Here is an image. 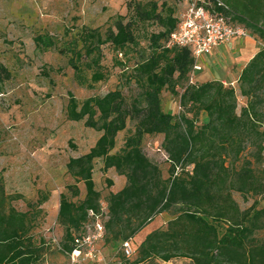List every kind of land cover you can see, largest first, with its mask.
<instances>
[{"label": "trees", "instance_id": "obj_1", "mask_svg": "<svg viewBox=\"0 0 264 264\" xmlns=\"http://www.w3.org/2000/svg\"><path fill=\"white\" fill-rule=\"evenodd\" d=\"M216 1H211L210 11L264 43V0ZM126 11V16L116 17L104 34L82 27L58 51L67 57L79 87L92 90L107 80L112 68H118L139 90L130 101L119 89L81 103L68 94L66 119L83 121L100 136L86 153L69 158L66 164L75 181L66 187L70 197L79 196V182L85 195L80 202H73L65 193L59 194L56 221L63 229L60 252L68 255L78 250L85 225L91 220L89 213H101L100 195L92 178L94 162L101 160L103 173L113 169L125 180L120 190L106 197L103 226L107 236L103 241L112 246L118 243L120 248L130 241L137 256L134 264L152 258L163 262L187 258L192 264H264V240L255 237L264 227L260 225L264 208L256 210L254 201L248 209L240 210L232 198L233 192L264 194V167L258 177L248 160L235 166L246 144L256 147L255 162L264 165V48L249 60L237 79L239 94L246 100L237 114L231 85L220 81L189 83L194 64L190 49L168 46L178 22L177 9L155 1L130 0ZM149 24L158 30L148 33ZM140 38L146 40L144 49L140 48ZM34 43L45 50L54 47L53 40L44 35L36 36ZM104 47L111 54L110 66L103 63ZM1 75L10 79L3 66L0 81ZM163 91L178 97L182 109L178 116L163 111ZM201 113L207 120L199 124ZM127 122L133 123V129L122 147L112 153L116 136L127 128ZM157 135L162 136L161 149L169 164L166 178L143 151L144 137ZM21 199L19 194L8 195L0 178V264H42L48 250L41 238L31 234L33 221L48 197L28 202L25 212L11 205ZM170 212L174 219L167 227L146 234L134 248L133 237L154 217Z\"/></svg>", "mask_w": 264, "mask_h": 264}, {"label": "rangeland", "instance_id": "obj_2", "mask_svg": "<svg viewBox=\"0 0 264 264\" xmlns=\"http://www.w3.org/2000/svg\"><path fill=\"white\" fill-rule=\"evenodd\" d=\"M130 0H0V66L10 73V79L1 75L0 81V178L3 179L8 195L19 194L21 200L11 203L17 211L28 210L27 203H34L46 195L47 201L40 206V214L33 221L31 234L35 239L41 238L48 248L42 264H134L135 254L122 258L119 244L97 241L94 249L103 262L95 258L77 257L74 261L60 252L63 229L56 221L59 194L65 193L73 202H80L85 195L84 186L77 183L79 196L71 198L67 192L68 185L75 181L66 171L69 158H76L86 153L96 142L100 133L86 128L83 121L72 122L66 119L65 108L68 94L71 93L78 103L91 96H102L107 91L119 89L127 101L139 92L137 87L128 83V76L112 68L110 75L92 90L79 87L73 80L72 70L67 64V57L58 51L67 46L76 37L82 27L98 29L102 34L111 26L118 16H126V5ZM141 2L155 1L158 5L165 3L177 9V14L186 7L185 0H135ZM149 24L146 31H157ZM38 35L50 37L54 47L48 50L36 47L34 38ZM140 48H146L145 38H140ZM251 46L252 53L261 50L254 38L244 41ZM106 66L111 65V54L103 48ZM134 61L135 57H132ZM196 78V77H195ZM193 77V81L195 79ZM239 114L246 100L240 96L237 84L234 85ZM178 92L181 90L178 88ZM162 109L166 113L178 116L182 109L178 97L167 91L161 94ZM207 120L205 113L200 114L199 124ZM198 124V125H199ZM133 123L127 122V128L118 133L112 153L118 151ZM162 136H146L143 139V151L147 158L159 166L164 178L168 175L169 164L161 149ZM256 147L246 144L240 155L242 160L252 164L255 174L262 175L264 165L255 162ZM264 155V153H262ZM264 157V156H262ZM101 160H95L92 178L95 189L100 195V223L106 220L105 200L109 192L120 190L125 180L110 169L101 171ZM107 181H111V185ZM232 198L240 210L248 209L256 202V210L264 208V194L251 196L233 192ZM173 213H162L135 237L134 248L138 247L146 234L154 230H164L168 221L174 219ZM264 225V216L261 224ZM107 233L104 229V236ZM255 237L264 240V227ZM138 264H192L187 258H175L163 262L152 258Z\"/></svg>", "mask_w": 264, "mask_h": 264}, {"label": "built area", "instance_id": "obj_3", "mask_svg": "<svg viewBox=\"0 0 264 264\" xmlns=\"http://www.w3.org/2000/svg\"><path fill=\"white\" fill-rule=\"evenodd\" d=\"M211 1L216 0H185L186 7L176 15L177 26L168 41V46L190 49L194 59L189 79L190 84L193 83L195 74L201 70L198 65L201 56L209 54L213 48L225 45L233 39L250 37L242 26L233 25L210 11ZM259 44L261 48H264V43ZM100 215L101 213L96 216L92 212L89 213L91 220L85 225V232L80 241L79 249L68 254L72 261L82 256L83 258H95L97 262H103L102 257L94 249V244L101 241L104 236V226L98 221ZM120 251L126 259L134 255V249L130 241L124 242Z\"/></svg>", "mask_w": 264, "mask_h": 264}, {"label": "crops", "instance_id": "obj_4", "mask_svg": "<svg viewBox=\"0 0 264 264\" xmlns=\"http://www.w3.org/2000/svg\"><path fill=\"white\" fill-rule=\"evenodd\" d=\"M251 37L233 39L229 43L213 48L198 60L201 70L194 76L195 82L220 81L223 85L237 84L241 70L256 54L245 43ZM259 45V43H258ZM58 211V210H57Z\"/></svg>", "mask_w": 264, "mask_h": 264}]
</instances>
